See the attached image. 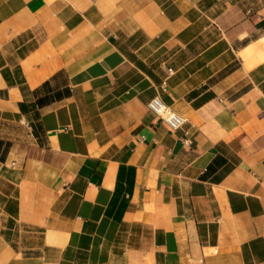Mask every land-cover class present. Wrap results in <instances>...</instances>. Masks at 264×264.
I'll return each mask as SVG.
<instances>
[{"label": "crops", "instance_id": "obj_1", "mask_svg": "<svg viewBox=\"0 0 264 264\" xmlns=\"http://www.w3.org/2000/svg\"><path fill=\"white\" fill-rule=\"evenodd\" d=\"M0 264H264V0H0Z\"/></svg>", "mask_w": 264, "mask_h": 264}, {"label": "built area", "instance_id": "obj_2", "mask_svg": "<svg viewBox=\"0 0 264 264\" xmlns=\"http://www.w3.org/2000/svg\"><path fill=\"white\" fill-rule=\"evenodd\" d=\"M148 109L161 119L172 131L181 129L186 123V119L184 117H181L173 112L158 97L154 98L148 104ZM186 143L188 144L189 141Z\"/></svg>", "mask_w": 264, "mask_h": 264}]
</instances>
